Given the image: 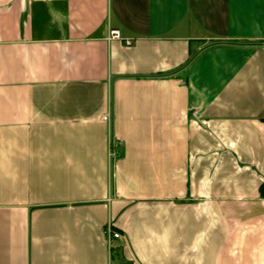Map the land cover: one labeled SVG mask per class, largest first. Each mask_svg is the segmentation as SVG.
Masks as SVG:
<instances>
[{
    "label": "crops",
    "instance_id": "obj_1",
    "mask_svg": "<svg viewBox=\"0 0 264 264\" xmlns=\"http://www.w3.org/2000/svg\"><path fill=\"white\" fill-rule=\"evenodd\" d=\"M0 264H264V0H0Z\"/></svg>",
    "mask_w": 264,
    "mask_h": 264
},
{
    "label": "built area",
    "instance_id": "obj_2",
    "mask_svg": "<svg viewBox=\"0 0 264 264\" xmlns=\"http://www.w3.org/2000/svg\"><path fill=\"white\" fill-rule=\"evenodd\" d=\"M109 40H118V41H124L126 45H131V40H123L119 31H112L110 33V36L108 38ZM103 121H109V116L102 117ZM112 151H113V145H112ZM105 235L108 240L109 246L111 247L114 241L119 240L122 238V234L116 231L112 225H108L105 229Z\"/></svg>",
    "mask_w": 264,
    "mask_h": 264
},
{
    "label": "rangeland",
    "instance_id": "obj_3",
    "mask_svg": "<svg viewBox=\"0 0 264 264\" xmlns=\"http://www.w3.org/2000/svg\"><path fill=\"white\" fill-rule=\"evenodd\" d=\"M116 241H118V240H116ZM116 241H114V242H116ZM114 245L116 244V243H113ZM113 244H112V246H113ZM118 247V246H117Z\"/></svg>",
    "mask_w": 264,
    "mask_h": 264
}]
</instances>
